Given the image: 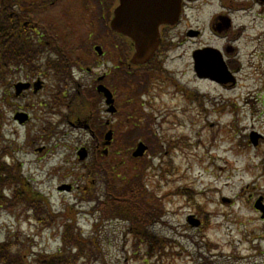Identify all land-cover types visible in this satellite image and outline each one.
I'll list each match as a JSON object with an SVG mask.
<instances>
[{
    "label": "rangeland",
    "instance_id": "374dc122",
    "mask_svg": "<svg viewBox=\"0 0 264 264\" xmlns=\"http://www.w3.org/2000/svg\"><path fill=\"white\" fill-rule=\"evenodd\" d=\"M10 1L34 22L36 28L25 27L31 48L43 51L41 43L53 37L57 51L37 56L41 65L36 70L27 72L22 67L5 75L4 81L0 79V163L10 171L16 169L21 196L47 198L55 215L43 225L28 216L23 205L10 207L3 203L0 239H22L23 259L28 264H33L36 256L56 255L66 226L75 231L80 246L70 251V258L76 253L80 256L72 264H199L201 261L196 263L194 259L202 253L213 264H244L234 256L245 254L248 243L241 237L251 224L240 218H253L261 235L264 230V220L241 208L242 201L238 200V194L245 191L255 197L264 193V39L259 49L253 41L240 43L238 57L244 61L237 73L236 89L221 88L194 78L190 71L182 72L172 54L162 64L166 71L159 72L162 77L158 88L156 81L149 82L152 72H123L127 43L110 31L112 0L103 1L100 7L92 5L91 16L83 6L88 0ZM215 2L203 0L186 7L185 25L209 35L207 18L219 10ZM40 33L43 39H38ZM210 38L204 36V40ZM95 46L101 48V55L93 50ZM254 49L255 54L250 56ZM64 59L70 68L68 79L61 80L54 76L50 65L54 61L60 67ZM103 75V84L113 94L115 115L104 112L107 106L96 96V78ZM173 77L181 89H173ZM36 81L43 84L36 93L30 89L13 96L14 83ZM78 84L83 99H89L91 111L98 117L93 126L99 129L94 134L101 136L97 154H102L103 134L112 131L108 154L98 159L97 165L113 166L110 174L115 175L114 188L110 190H127V197L140 204L139 209L132 201L105 200L104 179L88 172L91 155L86 162H79L75 155L90 141L86 132L67 121L76 118L83 103L82 95L71 99L74 92L78 93ZM183 86L188 87L184 94ZM85 111L87 108L81 112ZM23 112L29 119L20 125L14 116ZM251 132L262 135L255 144L254 138L249 141ZM138 142L147 146L146 156L132 157ZM155 145L160 147L157 152ZM148 161L150 164L144 168ZM86 184L100 195L99 202L86 201ZM64 185L71 189L58 191ZM11 188H4L8 198ZM195 213L208 220L204 232L193 231L185 222ZM133 222L166 243L150 251L154 240L142 236ZM193 235L197 245L187 238ZM205 241L217 244L215 252L204 245ZM257 243L263 251V242ZM216 253V259H211ZM262 262L257 259L251 264Z\"/></svg>",
    "mask_w": 264,
    "mask_h": 264
},
{
    "label": "flooded vegetation",
    "instance_id": "af4514ba",
    "mask_svg": "<svg viewBox=\"0 0 264 264\" xmlns=\"http://www.w3.org/2000/svg\"><path fill=\"white\" fill-rule=\"evenodd\" d=\"M103 1L107 0H88V2L84 1L83 6L86 10H88V15L91 16L89 10H91L90 8H92V5L94 6L95 4L100 7L103 5ZM112 1L113 4L118 2V0ZM201 1L203 2V0H180L177 19L173 25H162L159 27L157 44L153 42L152 45H150L155 51L151 58L144 63V65L133 66L131 64L130 57L133 56L136 51L134 48L135 42L131 38L127 37V46L126 44L124 45V49H127V73L133 74L135 71L146 73L152 72L153 75L150 77L149 82L150 84H153L154 81H156L155 86L159 88L157 83L162 77L159 72L163 73L164 71L161 63L164 64L166 56L172 54L173 59L175 58L176 61L180 63L182 72L190 71L194 78L219 85L221 88L222 86L229 88L236 87V85H238L237 72L240 67L239 63L242 61L238 57L240 54V43H245L246 45L253 41V46L259 49L261 46L260 41L261 39H264V37H262L264 36V31L261 29V26L264 28V16L259 14L263 12L264 8L261 9V6H264V0H216L215 3L219 6V10L217 12L210 13L206 23L208 24L209 35L203 34L201 29L185 25L186 21L183 17L186 12V7H193ZM105 3L106 2H104V4ZM113 4L112 7L115 6H113ZM238 20L240 22H237ZM259 21H261V23ZM257 24H260L258 28ZM185 26L187 27L186 30L183 29ZM188 28L193 30L187 31ZM171 31H174V33L170 34ZM226 31L229 32L225 33ZM251 31H253V33H251ZM246 32L248 33L246 34ZM204 36H209L211 38L204 40ZM253 52H256V49L250 52V56L255 54ZM212 57H216V61L219 65L224 67L225 74L223 76L221 75L219 81L207 77L200 78L196 74L197 63H200L201 61L209 63V61L212 60ZM182 72L180 74H182ZM176 74H178V71ZM139 78L143 79V76L140 75ZM173 81V89H181L180 83L177 81L176 77H173ZM187 88L188 87L186 86L182 87L183 94ZM189 96L190 92H188L187 98H189ZM148 103L152 104L153 102L149 101ZM150 109H153V106ZM87 112L88 115L81 112L79 114L81 115L80 117L77 116L73 121H68L71 126L81 129V131H84V133L86 132L90 136V141L86 143V146H83L87 150L86 160L89 158L90 153L93 156H96L98 155L97 153L100 152L98 143L99 134H94L91 130V118L94 115H92V111ZM82 115L86 116V118ZM148 118L150 119L151 117ZM73 122H77L78 125L73 124ZM150 125L152 127L156 126L154 123H150ZM151 130H153V128ZM152 132H154V130ZM261 136L262 135H259L258 140L261 139ZM93 142L94 144H91ZM155 147L157 148L156 145ZM156 148L154 150H156ZM262 183L264 185V181H262ZM256 184L259 186L258 183ZM253 187L255 189L254 185ZM247 192L248 191H245L246 194H238V200L242 201L240 206L241 208L247 209L252 214H255L258 220L262 222L264 220V193L255 197V194H248ZM193 217V220H191L196 223H194V226H188L191 227L193 231L197 230V232H204L203 230L207 226L208 220L198 216L196 213ZM240 221H244L246 224H251V226L248 227L246 232L247 234H245V230L241 237V240L244 243H248L246 252L244 255L234 256L235 260L244 264H251L258 259V261H263L262 264H264V249L261 251L259 244H255L257 241L263 242L264 244V230L261 235L260 232L255 229L256 226L253 224V218L243 217L240 218ZM187 238L190 239L193 244L197 245L194 235L187 236ZM204 245L210 249V251L213 250L214 252L218 247L217 244H211V242L206 241L204 242ZM197 256L198 258L194 259L196 263L200 260L201 262H199V264H213L206 259L205 254L202 253ZM216 257L217 253L213 254L211 259H216Z\"/></svg>",
    "mask_w": 264,
    "mask_h": 264
},
{
    "label": "trees",
    "instance_id": "16d2710c",
    "mask_svg": "<svg viewBox=\"0 0 264 264\" xmlns=\"http://www.w3.org/2000/svg\"><path fill=\"white\" fill-rule=\"evenodd\" d=\"M8 1L10 0H7V2L5 3V1L0 0V76L1 74L3 75L2 81H4V79L6 78L5 75L8 76L9 74H11V72L9 71V66L11 67L18 65L20 69L23 67L30 72L32 70H36V68H38L37 63H40L38 60L36 61V57H41L43 55L42 51L31 48L28 37L25 36V27L28 28L29 25H32V29L36 28L34 26V22L29 17V15L22 13L19 9L13 7L12 4H10ZM39 37L43 39V36L38 35V38ZM39 53L41 55H39ZM59 56L62 58L61 55ZM62 62L63 63L60 64V67L58 66L57 62L54 61L51 62L52 64L50 65V69H52L53 73L56 74L54 76L58 77L57 79L61 80L68 79V75L66 76V74L70 68V63L68 61L64 59ZM0 79H2V77H0ZM75 96L76 94H73L71 98L73 99V97ZM97 161L98 160H92V163L88 165V172H92L89 175L98 174L97 178L104 179V199H109L112 202H126L129 204V202L132 201V198L127 197V190H110V188H114L115 175L113 176L112 174H110L113 166L109 165L104 167V165H100L99 167L97 165ZM13 169L12 171H10L7 165L5 166L4 163H0V205L3 203L8 204V206L10 207H20L23 205L25 208H23L22 210H25L27 215L33 217V219H35L36 221L43 222V225L46 220L52 221L55 214L51 210V208H49L50 206L47 198L41 197L38 199H32L27 196H21V189L19 187L20 184L19 180L17 179L18 174L16 169ZM91 179H94V177ZM94 184H96L95 181ZM6 187H12L11 198H8V196L4 195V188ZM142 194L146 196L145 193ZM84 195L86 201L94 199L99 202L100 198L98 196L100 195H96V193L93 192L90 184H86ZM132 203L136 208L139 209L140 204H138L134 200L132 201ZM152 213L156 212L152 211ZM61 217L62 215L60 214V218ZM133 223L134 227H138V231L142 236H148V239L151 238L152 240H154V244H152L153 247H159L160 245H162L159 238L149 234L148 230L144 229L143 226L138 224V222ZM69 227L70 226H66L64 228L65 230H63V235L60 238L62 241L61 246L59 248V252L56 253V255L49 257H45L48 254L38 257L36 256L35 259L32 260V263L72 264L74 260L80 257L76 253V256L74 258H70V251L72 249H76V245L78 246V244L75 236V231L73 232V230L69 229ZM11 237L12 236H7L5 239H0V264H28L23 259L25 253V242L22 239H19V237L17 241H13ZM78 247L80 248V246Z\"/></svg>",
    "mask_w": 264,
    "mask_h": 264
},
{
    "label": "water",
    "instance_id": "95a60500",
    "mask_svg": "<svg viewBox=\"0 0 264 264\" xmlns=\"http://www.w3.org/2000/svg\"><path fill=\"white\" fill-rule=\"evenodd\" d=\"M119 3L113 10L111 17L110 28L126 37L131 38L135 42V54L131 59L133 64H143L152 54V43L157 44L159 36V27L175 22L178 17L180 0H118ZM155 40V41H154ZM198 68V67H197ZM29 84L15 85L16 93L22 89H27ZM40 87V82L34 84V91ZM99 92H102L105 97V103L111 105L113 100L111 94L102 85L97 87ZM108 112H113L114 109L110 106ZM19 122H23L26 116H15ZM111 137L110 133L105 134V144H108ZM144 146L139 144L133 152V156H140L144 151ZM79 159L82 160L85 155V150L82 148L78 151ZM59 190H69V186H60Z\"/></svg>",
    "mask_w": 264,
    "mask_h": 264
}]
</instances>
